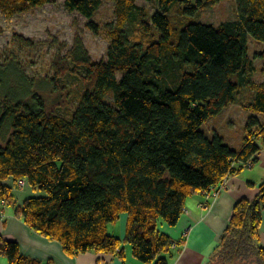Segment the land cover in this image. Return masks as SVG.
Instances as JSON below:
<instances>
[{"label":"trees","instance_id":"16d2710c","mask_svg":"<svg viewBox=\"0 0 264 264\" xmlns=\"http://www.w3.org/2000/svg\"><path fill=\"white\" fill-rule=\"evenodd\" d=\"M223 1L65 0L69 12L89 20L105 2L114 5L115 21L88 24L110 39L107 59L94 62L80 36L56 55L54 77L39 88L61 96L67 77L79 79L83 90L68 115L47 105L18 61L0 62V201L70 257L117 254L126 261L129 246L144 264H170L181 248L174 251L176 241L160 228L179 222L188 199L251 169L264 150V83L254 81L264 51L252 57L248 42L264 44V0H236L237 19L219 25L195 20ZM54 3L0 0V11L13 16ZM131 28L149 43L133 40ZM15 42L34 46L23 36ZM8 69L18 76L10 86ZM244 91L250 98L241 105L251 115L239 150L202 128L238 95L243 101ZM25 187L35 194L19 204L14 189ZM257 189L252 200L237 202L208 264H264V183ZM124 215L121 239L109 227ZM0 258L44 264L2 235Z\"/></svg>","mask_w":264,"mask_h":264},{"label":"rangeland","instance_id":"374dc122","mask_svg":"<svg viewBox=\"0 0 264 264\" xmlns=\"http://www.w3.org/2000/svg\"><path fill=\"white\" fill-rule=\"evenodd\" d=\"M138 4L149 6L151 13L155 12V8L148 3L139 1ZM236 19V0H224L215 7L203 11L195 18L199 22L212 25H219L222 22ZM91 21L101 28L105 24L115 21L114 5L111 2H105L92 20L85 18L78 12H69L65 8V0H55L54 4L45 5L27 13L13 16L0 11V62L7 60L18 61L22 70H25L29 80L35 83L36 90H40L41 94L46 98L47 105L63 115H68L73 111L75 96L79 95L83 90V85L79 79L72 76L67 77L68 84L63 87L61 96L60 91L40 89L39 82L50 80L54 77L53 63L56 55L58 53L65 55L73 47L77 36L82 37L94 62L107 59V52L111 44L110 39L104 31L94 34L88 28V24ZM131 30L133 40L149 43L148 38L143 36L140 30H134L133 28ZM156 32L160 36L159 31L156 30ZM15 36H23L32 40L34 46L32 48L21 46L15 42ZM248 42L252 57L264 51L263 43L256 42L252 37L249 38ZM255 65L258 71L254 76V81L264 83V59L258 57ZM15 75L16 73L13 69L7 70L9 86ZM241 97L243 101H240L241 99L238 95V102L235 105L224 110L219 116L210 119L202 128L209 137L212 136L213 130L216 129L228 140H230V137L234 138L231 144L236 149L243 145L246 134V122L251 115L241 105L243 104L242 102L250 98L249 94L244 91ZM108 102L112 103V98L109 97ZM27 189V191H31L29 187ZM42 194L45 195L44 192ZM120 222L116 225H111L109 230L112 231V227L118 226Z\"/></svg>","mask_w":264,"mask_h":264},{"label":"crops","instance_id":"0c3cea01","mask_svg":"<svg viewBox=\"0 0 264 264\" xmlns=\"http://www.w3.org/2000/svg\"><path fill=\"white\" fill-rule=\"evenodd\" d=\"M225 139L230 146L234 147L231 144L234 138ZM226 183L224 190L212 199L210 204H206V196L197 195L190 198L179 222L175 226L163 225L160 228L164 234L179 243L175 251L181 248V252L171 259L170 264H208L230 223L237 202L255 198L258 192L257 187L264 183V150L257 164L251 169L243 170L238 175L230 177ZM250 183L256 187H252ZM27 188L14 189V195L19 204L33 195L31 191H27ZM126 225L127 215H124L120 224L112 227L110 233L125 239ZM261 230L264 243V213ZM0 235L7 241L18 242L22 254L38 259L44 264L47 262L53 264H144L132 256L129 246L125 247L126 261L121 260L117 254L87 253L70 257L64 252L60 243L50 241L34 232L15 216L14 208L3 201H0ZM0 264H8V262L5 258H0Z\"/></svg>","mask_w":264,"mask_h":264},{"label":"built area","instance_id":"2783aa9c","mask_svg":"<svg viewBox=\"0 0 264 264\" xmlns=\"http://www.w3.org/2000/svg\"><path fill=\"white\" fill-rule=\"evenodd\" d=\"M226 182L227 181L224 182V184L222 185V187L218 191H213L211 194L206 195V197H207L206 200L207 199L212 200V199L216 198L221 193V191L224 190V188L227 186ZM25 184H26L25 182H22L20 184V187L23 188L25 186ZM178 245H179V243L176 241V243H174V245L172 246V249L175 251L178 248Z\"/></svg>","mask_w":264,"mask_h":264}]
</instances>
